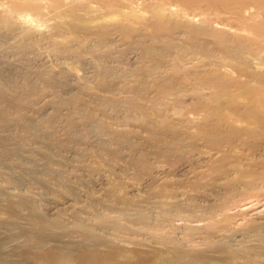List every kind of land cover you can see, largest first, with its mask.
<instances>
[{
	"label": "bare ground",
	"instance_id": "1",
	"mask_svg": "<svg viewBox=\"0 0 264 264\" xmlns=\"http://www.w3.org/2000/svg\"><path fill=\"white\" fill-rule=\"evenodd\" d=\"M100 1L99 6L103 9L100 12L105 11L106 15L120 18L110 23L101 22L96 27L94 26L103 44L115 42L117 38H114L112 34L116 31L133 39L135 36H143L144 41L150 37L149 40L161 44L156 43L159 48L162 46L160 48L163 49L162 52H165L164 49L173 50L167 55L169 56L167 59L162 60L163 63L160 60L162 57L160 54L159 61L156 59V62L147 65L142 63L143 66H140V62V65L130 67L127 72L131 73L134 82L142 86H140L142 90H139L135 96L116 99V107L123 111L126 119L137 120L140 129L130 128L129 125V129L114 127L115 129L111 128V132L113 130L114 132L108 135L109 137L112 134L111 136L115 138L118 145L123 144L128 148V152L126 151V156L130 160L128 165L133 166L134 174H132L137 185L142 183L144 177L148 179V189L144 186L143 190L147 189L146 193L149 192L151 198H146L152 199L150 201L151 216L147 217L145 211L139 214L137 210L135 215H139L131 222H135L137 227L140 226L149 232L154 247L149 252L150 255L147 256L146 253L147 258L141 256L144 260L141 258L134 264H208L207 262L213 257L220 261L223 259V262L230 264L237 255L246 258V256L242 257V252H233L230 248L228 251L227 247L224 249L225 246L222 247L221 240L223 236L230 237L225 234L227 235V231L230 232L232 228L230 224L234 222L231 215L226 212V209L230 208L229 200H235L238 193L240 195L245 192L249 193L251 188L257 187L256 184L260 185V182L256 183V180L264 177V0ZM46 3L48 9L50 7L51 10L56 9L61 15L69 18L68 22H65L69 30L71 29L74 33L80 30L87 35L93 33H91L92 27H89L91 25L88 26L85 23V19L91 18L95 12H93L95 8L91 10L92 0H0V8H2L0 9V34L13 32V46L19 47L18 52H22L21 46L34 38L37 33L34 26L32 27V21L36 17L35 21L40 16L43 18L45 12H48L44 10ZM79 10H85L87 14H80ZM96 11L98 13L99 10ZM60 27L58 29H61ZM73 32L70 36L74 37ZM80 36L78 34V37ZM142 38L132 41L141 44ZM50 40L49 44H54L51 45L54 51L61 47L59 44L56 49L55 45H58L59 41L52 39L50 43ZM79 40L77 41H82ZM84 40H86L85 37ZM149 40L147 41L150 42ZM77 44L75 45L78 46ZM62 47L60 49L65 48ZM151 48L154 47L151 46ZM76 51L71 52L76 53ZM78 51L76 54L80 55ZM146 51L149 56L151 51ZM137 56L140 54L137 53ZM155 56L158 57L156 54ZM142 62L146 61L142 60ZM150 89H154L156 93L149 95L150 97L146 95L149 99L147 105L146 102L145 104L140 100V97L143 98L146 91L149 94ZM9 91L5 88L0 89L2 100L4 97L5 102L7 97L9 98L7 102L10 99L14 100L13 105L6 102V107L2 106L4 101L1 104L0 100V130L4 127L7 129L11 124L22 122V117L25 115L24 104L30 101L28 94V96L25 95L29 99L26 101L23 94L19 93L20 96H18L15 92L16 96ZM51 100H47L46 103H53ZM173 102H176V105H171ZM76 103L78 104V101ZM109 105L114 106L113 103ZM169 105L173 107L169 108ZM79 109H84V107ZM85 109L88 110L87 107ZM129 111L133 114L131 115ZM80 112H82L81 116L86 119L91 117V111L82 110ZM101 121L103 123V120ZM23 127L22 129H25L28 134L36 136L38 144L46 148L57 143L54 139L45 142L39 138L37 133L35 135L31 132V126L28 123H24ZM100 127L102 130V124ZM103 127L106 128V126ZM9 135L0 136V140L5 139L7 142V139L15 138L13 139L16 140L15 143L12 142L14 145L12 147L8 145V148L1 143L0 151L20 154V151L27 146L26 138ZM40 147H33L30 151L35 150V153L37 152V155L39 154L44 159H51L50 150L44 149L45 147L40 149ZM28 157L32 158L29 154ZM113 187H109L110 195H114V193L111 194ZM257 188V190L260 189ZM255 190L252 191L256 192ZM232 195L236 197L231 199ZM218 215H221L220 218L217 217ZM252 225L250 224L251 228ZM184 229L186 231H183ZM47 233L39 232V240L48 238ZM88 235L85 240L86 246L88 241L95 239L90 232ZM220 236L222 238H219ZM189 245L190 248H188ZM170 248L174 250L170 252ZM248 251L249 254L253 250ZM246 259L249 260L248 255Z\"/></svg>",
	"mask_w": 264,
	"mask_h": 264
},
{
	"label": "rangeland",
	"instance_id": "2",
	"mask_svg": "<svg viewBox=\"0 0 264 264\" xmlns=\"http://www.w3.org/2000/svg\"><path fill=\"white\" fill-rule=\"evenodd\" d=\"M99 3H101L100 0H92L93 8L91 10L95 8L93 10L95 16L90 18L85 15L87 17H85V23L88 26L91 25L89 27L93 29L91 30L92 34L88 33L91 35L83 34L80 30L75 31V33L71 29L69 30L65 25L69 18L61 15L56 9L51 10L50 7L49 10L47 3L44 10L48 12H45L44 17L40 16L42 19L38 17V22L35 21L37 17L33 19L32 27L34 26L37 33L34 38L29 39L27 43L21 46L22 52L17 51L19 47L13 46V32L0 34V89L5 88L7 91L10 90L11 94L18 96L20 94H23L22 96L29 95L30 101L31 99L33 101L24 104L25 115H23L24 118L22 117V122L14 123L15 125L11 124L7 129L4 127L3 130H0V134L3 133L0 135L2 137L7 134L12 137L14 135L16 137L24 136L27 143L20 154L0 151V264H134L142 257H146V253L147 256L150 255L149 252L154 247L149 232L140 226L137 227L135 222H131L144 211L147 217L152 212L150 203L152 199L150 200L149 192L146 193L148 179L144 177V182L138 184L140 187L137 185V182L134 181L133 166L128 165L130 161L129 157L126 156L128 148L123 144L122 146L118 145L114 140L115 138L111 136L112 134H110L111 141L108 135L113 133L114 130L112 132L111 130L115 128L129 129V127H133L137 130L140 129L137 120L126 119L123 111L116 107V99L135 96L139 90H142L141 85L134 82L131 73L127 72L130 67L140 64L143 66L142 63L151 64L156 62V59L159 61L161 55L164 57L163 59L160 57L163 63L169 57L167 55L173 50L166 51L164 49L165 52L163 51V53V49H160L162 46L159 48L157 42L156 44L148 39L150 37L145 41L143 36H135L133 39L119 31L120 34L116 31L112 34L114 38H117L116 41L114 40L115 42L103 44L104 42L99 40L101 39L100 35L94 26L96 27L101 22L106 23L108 21L107 23H110L120 18L106 15L105 11L100 12L103 9ZM96 10H99L98 13ZM79 11L80 14H87L85 10ZM60 25L64 29L67 28L70 33ZM59 27L63 30L58 29ZM71 32L74 33L75 38L70 36ZM38 36L41 37L37 38ZM69 38L71 39L69 40ZM136 38L143 39L141 44H139L140 42H133ZM52 39L59 41H57L58 45H55V48L59 47V44L65 48L60 49L61 47H59V50L57 47L58 50L55 49L56 51H54L51 46L54 44H49V40L51 43ZM76 39L82 41L79 40L80 42H78ZM74 41L78 43V46L73 43ZM86 43L88 45H85ZM79 44L83 47L81 45L79 47ZM150 45L155 49L151 48ZM71 46L75 48L73 47L71 50ZM75 49L80 51H78L80 55H84L76 54ZM74 50L76 53L71 52H75ZM81 50L84 52L82 53ZM146 50L151 51L149 56ZM15 52L18 54L14 55ZM137 53L144 58L141 59ZM146 53L147 55H145ZM153 54L158 55V57H154ZM76 55L80 57L78 58ZM152 55L154 60L150 58ZM142 60L146 62H142ZM120 75L122 76L120 77ZM130 89L132 91H129ZM150 90H148L149 94L146 91L145 96L140 97V100L143 103L146 102L147 105L149 102L147 98L156 93L154 89ZM28 97L26 101L29 100ZM107 98L113 101H109ZM49 99H52L53 103H46ZM0 100L2 104L5 97L4 100L0 97ZM7 100H9L8 97L6 102ZM6 102L4 101V104ZM12 102L14 103V100L10 99L7 103L11 105ZM108 103H113L114 106ZM175 103L173 102L171 105H176ZM4 104L2 106L6 107L7 104ZM171 105L169 108L173 107ZM83 107L84 109H79ZM86 107L88 110L85 109ZM82 110L90 112L91 117L88 119L82 117V112H80ZM129 113L131 112L129 111ZM100 119L103 120V123ZM97 122L102 124V130L101 124ZM24 123H28L31 126V132L35 135L37 133V136H40L39 138L45 142L54 139L57 143L49 148L40 143L39 145L36 136L30 135L25 129H22ZM13 139L15 138H9L7 142L2 139L4 142L0 140V144L4 143V146L12 147L16 141ZM37 145L41 146L40 149L45 147L44 149L50 150L52 154L50 161L39 156V154L37 155L35 150L30 151L33 147H38ZM28 154L32 158H29ZM256 183L260 185L258 186ZM256 183V186L261 190L254 187V190L257 188L256 192H253L251 188L249 193L245 192L246 194L241 195L238 193L240 197L238 194H236L237 198L233 195V197L229 196L235 200H231L232 202L229 200L230 208H227L226 212L231 215L230 217L234 219V222L230 224L232 228L229 231L231 233L227 231V235L225 234V236L230 237L223 236L222 238L220 236L219 238L223 240H221L222 243H219L223 245L222 247L225 246L224 249L228 248L229 251L230 248L233 252H242V257L246 256L247 258L248 255L249 258L248 260L237 255L238 258L233 259L234 261L232 260L230 264H234V262L235 264H264V184H262L264 177L257 179ZM142 184L143 186H141ZM144 186L147 188L145 191L143 190ZM109 187L114 188L113 192L111 191V194L114 193V195L109 194ZM137 193L141 196H136ZM136 212L139 214L135 215ZM220 216L217 217L220 218ZM250 224H253L252 228ZM134 227L139 228L138 231L141 233H138ZM39 232H48V238L39 240ZM89 232L95 239L87 242V246L89 245L87 248L85 240ZM89 236L91 237V235ZM142 239L147 240L143 242ZM178 244L177 246H179ZM251 245L252 247H250ZM89 247L91 248L89 249ZM246 247L253 248L248 250L250 252L253 250L252 253L254 254L249 253V255ZM170 249V252L174 250ZM215 258L213 257L207 263L226 264L223 259L220 261V259Z\"/></svg>",
	"mask_w": 264,
	"mask_h": 264
}]
</instances>
